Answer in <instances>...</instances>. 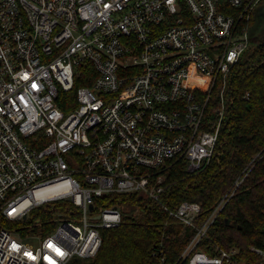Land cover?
<instances>
[{
    "label": "built area",
    "instance_id": "obj_1",
    "mask_svg": "<svg viewBox=\"0 0 264 264\" xmlns=\"http://www.w3.org/2000/svg\"><path fill=\"white\" fill-rule=\"evenodd\" d=\"M262 6L0 0V264L93 260L102 230L123 222L115 195L135 193L196 231L173 264H264L259 246L250 247L257 261L238 248L202 247L253 163L202 227L200 202L162 203L174 162L193 174L220 160L234 69ZM37 210L60 222L28 223Z\"/></svg>",
    "mask_w": 264,
    "mask_h": 264
},
{
    "label": "trees",
    "instance_id": "obj_2",
    "mask_svg": "<svg viewBox=\"0 0 264 264\" xmlns=\"http://www.w3.org/2000/svg\"><path fill=\"white\" fill-rule=\"evenodd\" d=\"M246 22V21H245ZM256 24L253 15L250 27ZM80 86L76 84L75 90ZM235 102L230 110L222 137L225 140L219 161L190 174L184 162H174L165 172L168 185L162 203L170 209L184 201H198L202 213L196 220L202 227L247 167L254 166L202 240L210 245L238 248L242 257H258L251 246L264 248V35L251 38V46L234 69ZM73 91L70 96L74 102ZM250 97L245 99V95ZM216 106V103L213 105ZM64 111L68 109L61 105ZM123 222L102 230V246L93 260L73 259L69 264H173L196 234L178 224L161 205L138 193L115 195ZM52 213L40 217L48 220ZM50 234V231L45 235ZM165 259V262L162 259Z\"/></svg>",
    "mask_w": 264,
    "mask_h": 264
},
{
    "label": "rangeland",
    "instance_id": "obj_3",
    "mask_svg": "<svg viewBox=\"0 0 264 264\" xmlns=\"http://www.w3.org/2000/svg\"><path fill=\"white\" fill-rule=\"evenodd\" d=\"M37 213H39V216H37V217H35L34 219H33V215L31 214L30 215V217H29V221H28V223H31V224H35L36 225V222L37 221H44V220H42V218L40 217V215H42V213H43V211H38L37 210ZM36 213V214H37ZM51 218H56L57 219V223H59L60 221H59V218H57V215H54L53 217L51 216ZM51 228H52V226H46V227H38L37 229H38V231H44V232H46V231H48V230H51Z\"/></svg>",
    "mask_w": 264,
    "mask_h": 264
},
{
    "label": "water",
    "instance_id": "obj_4",
    "mask_svg": "<svg viewBox=\"0 0 264 264\" xmlns=\"http://www.w3.org/2000/svg\"><path fill=\"white\" fill-rule=\"evenodd\" d=\"M264 17V6L262 7H259L256 12H255V17H256V24L254 27H252L249 31V35H250V38L252 37H255V36H259V34L256 32V29L258 27V19L260 17ZM92 208V207H91Z\"/></svg>",
    "mask_w": 264,
    "mask_h": 264
},
{
    "label": "flooded vegetation",
    "instance_id": "obj_5",
    "mask_svg": "<svg viewBox=\"0 0 264 264\" xmlns=\"http://www.w3.org/2000/svg\"><path fill=\"white\" fill-rule=\"evenodd\" d=\"M256 32L259 34V36L264 35V17H260L258 19V27L256 29Z\"/></svg>",
    "mask_w": 264,
    "mask_h": 264
}]
</instances>
